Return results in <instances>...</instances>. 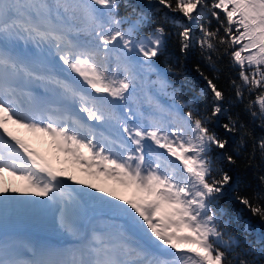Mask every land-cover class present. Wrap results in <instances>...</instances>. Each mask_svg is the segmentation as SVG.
<instances>
[{
  "label": "snow or ice",
  "instance_id": "6c2138e0",
  "mask_svg": "<svg viewBox=\"0 0 264 264\" xmlns=\"http://www.w3.org/2000/svg\"><path fill=\"white\" fill-rule=\"evenodd\" d=\"M154 3L157 12L187 22L177 32L181 53L198 44L209 63L229 58L238 74L235 97L264 125V0ZM139 7L128 0H0V225L21 209L43 210L75 241L64 249L28 246L31 258L24 259L16 242L0 236V264H256L238 251L220 205L234 177L209 156L228 143L209 127L226 111L224 94L204 77L210 114L176 103L156 63L168 35L162 26L146 31ZM10 123L50 138L57 159L70 158L132 197L73 187L81 181L53 168ZM222 126L243 131L231 118ZM257 150L264 166V139L254 143L252 158ZM224 159L236 163L230 154ZM7 177L25 182L20 195L38 199L12 195L19 190ZM259 182L251 198L237 199L264 222V175ZM248 251L264 255V236Z\"/></svg>",
  "mask_w": 264,
  "mask_h": 264
},
{
  "label": "trees",
  "instance_id": "16d2710c",
  "mask_svg": "<svg viewBox=\"0 0 264 264\" xmlns=\"http://www.w3.org/2000/svg\"><path fill=\"white\" fill-rule=\"evenodd\" d=\"M128 2L139 5L140 7L137 10L144 12L146 31H151L156 26H162L165 29L168 35L167 44L156 63L159 68L165 71L167 80L176 90L178 97L176 103L186 106L183 110L191 108L194 114L198 116L210 114L214 100L204 77L212 80L224 94L225 99L221 103L226 110L225 113L209 121L210 129L222 139L228 141L225 150L213 147L209 153L210 159L213 161L215 168L229 171L234 177V183L227 186L232 190L221 197L220 205L227 209L229 213L226 218L228 230L239 238L240 249L238 251L245 254L250 261H255L256 264H264V255L259 251H248L249 244L252 245L253 249H259L261 237L264 236V222L258 217L252 216L237 199L238 197L251 198L255 192L262 188L259 177L264 175V166H262L258 150L255 157H252L254 143L258 144L260 139H264V125H261L259 119H254L250 115L246 108L247 100L240 101L235 97L232 81L238 79L237 71L232 67L227 56L214 57L213 62L209 63L201 54L198 44H194L187 52L181 53L177 41V32L180 30V25L187 23L183 17L178 14L173 16L171 13L165 15L163 11L157 12L154 0L151 5L148 0H128ZM125 14L126 12L122 8L121 15ZM192 27L198 37L200 34L198 26L193 25ZM213 27H215V21H213ZM245 95L247 96V93ZM160 100L163 104L173 103L167 97H161ZM230 118L232 121L237 122L238 128L242 125L243 131L225 132L222 125L229 123ZM242 136L244 137L243 140ZM228 154L236 160L234 165H228L224 159V155ZM168 159L172 158L169 157ZM60 167L64 171L70 169L71 176L75 180L81 181L79 185H73V187H82L93 192L96 188H101L105 192L112 191L114 195H119L124 199L131 198L133 195L130 189L119 188L112 181H107L103 177L94 178L86 174L80 165H75L71 161L67 164L60 163ZM88 184H92L93 188L87 189L85 186ZM106 198L110 199V197ZM23 199L38 198L28 193ZM17 219L20 224L30 225L34 229L48 231L58 237H68L58 232L51 215L46 211L32 210L25 212L21 209L17 214ZM245 228H248L247 232H245ZM7 238L21 247L24 259L30 258L31 253L27 251V248L28 246L34 247L31 240L24 237ZM43 246L55 248L50 244H44Z\"/></svg>",
  "mask_w": 264,
  "mask_h": 264
},
{
  "label": "rangeland",
  "instance_id": "374dc122",
  "mask_svg": "<svg viewBox=\"0 0 264 264\" xmlns=\"http://www.w3.org/2000/svg\"><path fill=\"white\" fill-rule=\"evenodd\" d=\"M9 129L13 132L14 135L17 136V138L25 142L33 151L37 152L38 154L41 153V156L43 154L44 159L47 160L53 168L57 169L58 171H62L64 176L71 175L70 169L64 171L61 168H58L57 162L59 160L64 162L65 164L69 163L70 160L69 158L64 157L62 154H59V158L57 159V154L55 153V150L52 147V141L50 140V138L42 136L38 133L29 132L26 129L19 128L16 125H12L11 123L9 124ZM66 160L68 162H65ZM6 179L8 181V187L19 190L18 192H14L11 194L17 195L18 199H23L25 195H20L19 193L24 192L25 182L19 179H14L12 177H7ZM22 226L24 225L18 222L16 215L8 219L3 225H0V235L10 233L12 231H17V229L22 228Z\"/></svg>",
  "mask_w": 264,
  "mask_h": 264
}]
</instances>
